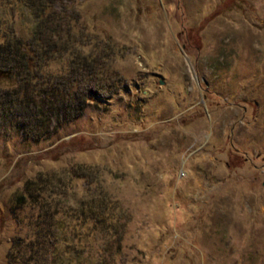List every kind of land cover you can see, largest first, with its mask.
<instances>
[{"label": "rangeland", "instance_id": "obj_1", "mask_svg": "<svg viewBox=\"0 0 264 264\" xmlns=\"http://www.w3.org/2000/svg\"><path fill=\"white\" fill-rule=\"evenodd\" d=\"M54 5L97 67L75 85L98 86L40 139L0 111V264L48 207L69 264H264V0ZM28 181L38 201L21 204ZM104 205L119 243L88 217Z\"/></svg>", "mask_w": 264, "mask_h": 264}, {"label": "trees", "instance_id": "obj_2", "mask_svg": "<svg viewBox=\"0 0 264 264\" xmlns=\"http://www.w3.org/2000/svg\"><path fill=\"white\" fill-rule=\"evenodd\" d=\"M55 1L0 0V111L21 110V118H28L24 123L27 129L39 125L31 133L28 130L32 140L40 139L42 132L53 131L55 125H49L51 117L60 114L61 121H65L80 116L87 100L85 92L98 86V83L75 85L88 74L98 76V71L93 57L81 55L69 44L80 42L70 35L73 16L67 12L68 5L57 9ZM57 60L68 64L67 73L52 74L49 67ZM32 184V181L26 182L23 192L17 195L21 204L38 201ZM49 209L40 215L43 223H37L34 237L26 240L18 235L12 239L10 264H69L67 252L71 249L54 252L60 229L53 226V212ZM79 210L86 213L83 206ZM108 210L106 205L101 211L90 207L87 214L93 223H105L106 229L102 232L106 241L116 244L123 237L124 229L120 218L115 219ZM38 224L43 226L39 228ZM66 238L64 235L63 239ZM95 262L98 264L88 258L89 264Z\"/></svg>", "mask_w": 264, "mask_h": 264}]
</instances>
